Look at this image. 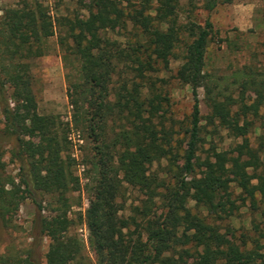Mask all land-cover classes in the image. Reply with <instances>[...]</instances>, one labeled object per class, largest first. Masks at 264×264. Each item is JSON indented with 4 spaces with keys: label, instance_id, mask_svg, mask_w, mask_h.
I'll use <instances>...</instances> for the list:
<instances>
[{
    "label": "trees",
    "instance_id": "obj_1",
    "mask_svg": "<svg viewBox=\"0 0 264 264\" xmlns=\"http://www.w3.org/2000/svg\"><path fill=\"white\" fill-rule=\"evenodd\" d=\"M235 1L92 0L88 17L63 19L59 44L64 59L78 64L69 80L70 123L41 114L33 89L30 63L48 54L58 28L53 18L41 4L6 11L0 22V109L18 173H8L0 158V218L9 232L20 233L17 216L26 201L38 215L30 246L8 247L0 264H38L36 247L44 240L47 264H89L79 226L87 227L96 264H264V131L255 143L249 137L261 128L264 49L262 67L245 65L215 81L205 70L213 23L196 15ZM114 32L118 37H111ZM174 59L181 62L174 78L191 88L195 101L182 139L168 116L169 81L160 77L171 72ZM203 87L207 120L241 142L229 150L213 148L198 161ZM72 129L85 142L90 194L78 220L71 217V194L82 187ZM127 189L141 195L129 213L120 203ZM243 208L252 216L251 229L237 235L228 227L233 237L227 240L223 224ZM181 221L194 231L193 244L171 256L170 226Z\"/></svg>",
    "mask_w": 264,
    "mask_h": 264
},
{
    "label": "rangeland",
    "instance_id": "obj_2",
    "mask_svg": "<svg viewBox=\"0 0 264 264\" xmlns=\"http://www.w3.org/2000/svg\"><path fill=\"white\" fill-rule=\"evenodd\" d=\"M92 0H0V22L6 11L10 8H19L24 5L41 4L47 8L54 20L57 33L47 43L48 54L44 57L31 61L33 75V89L37 97L39 112L44 115H57L65 123H70L72 106L68 97L69 80L76 74L78 64L73 59H64V54L59 44V23L65 19L86 18L89 15ZM197 19L204 23L210 19L213 23V34L208 46L206 56V72L215 81H223L236 69L245 65L262 67L264 49V0H239L231 4H222L215 11L209 13L204 9L196 10ZM117 31H119L117 29ZM112 38L118 37L117 33H110ZM180 60H172L171 72L160 74L161 78H167V86L171 99V112L177 131L184 137L185 130L190 126V118L193 112L194 96L189 86L181 84L175 79L176 72L180 67ZM119 77L114 78L115 87H118ZM114 85V84H113ZM198 99L201 110V146L198 152V161H203L216 148L220 151L229 150L237 143L228 131L222 128L217 121L210 123L207 120L209 108L206 104V89L198 90ZM254 99V95H251ZM171 123V122H169ZM260 129L250 133L252 143H255L258 135L264 131V108L261 118L256 123ZM72 141V156L76 159L75 173L81 179V189L71 194L72 213L71 217L78 220L80 213H85L89 206L90 194L86 188L87 166L84 162L85 142L80 139L79 133L74 129L69 134ZM14 140L4 132V117L0 109V158L6 164V171L13 176L17 175L18 167L11 162V151L14 149ZM166 163H163V166ZM154 170H159L155 165ZM1 173V169H0ZM141 195L137 190L127 189L126 195L120 199L126 213L130 212L133 204L137 203ZM190 207H194L191 203ZM194 212H196L194 210ZM45 216L50 213L45 211ZM38 211L31 201H26L17 216L18 223L22 227L20 233L9 232L0 218V255L5 253L10 246L24 249L33 241L34 230L32 223ZM251 214L243 208L240 213L226 221L222 233L226 239L231 240L233 235L228 229H235L239 235L245 230L251 229ZM261 220V219H258ZM171 236L167 244V254L174 256L183 249L192 246L193 230H189L183 221L170 226ZM77 233L85 244L84 254L89 264H96V258L88 245V230L86 226H79ZM48 241H39L36 247V259L38 264L46 263Z\"/></svg>",
    "mask_w": 264,
    "mask_h": 264
}]
</instances>
